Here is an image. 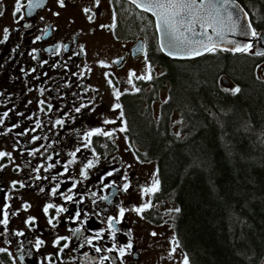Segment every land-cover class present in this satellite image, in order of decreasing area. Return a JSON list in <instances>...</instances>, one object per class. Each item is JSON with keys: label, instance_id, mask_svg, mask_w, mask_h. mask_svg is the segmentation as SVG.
<instances>
[{"label": "flooded vegetation", "instance_id": "obj_1", "mask_svg": "<svg viewBox=\"0 0 264 264\" xmlns=\"http://www.w3.org/2000/svg\"><path fill=\"white\" fill-rule=\"evenodd\" d=\"M19 2L21 13L15 16L17 0L6 5L0 3V13H3L0 15V40H3V29L10 30L9 40L0 44V64H4L0 68V91L5 92L10 102L5 99L0 103V113L15 109L0 125V151L11 153V158H0V165H6L0 167V220L4 219L5 212L8 213V224L0 223V248L6 250L0 253V264H169L176 261V253L169 259L168 252L162 251L164 247L173 246V236L177 238L173 221L175 211L168 208L172 200L164 198L160 190L150 197L142 195L141 189L150 186L159 176L156 162L147 158L142 153L143 148L132 140L134 132L128 112L132 102H140L154 113L151 114L154 121L160 118V123L163 118L161 102L153 108V102L163 92L155 86L154 80L162 68L153 63L158 46L152 18L127 0H99L98 4L96 0H65L64 8L58 6L57 0H39V7L34 8L31 15H27L29 0ZM85 6L90 9L87 14L83 12ZM54 12L59 15L54 16ZM113 14L115 27H108L113 24ZM88 15L94 17L92 22L87 20ZM21 16L24 19H20ZM25 23L32 27L23 28ZM45 28L50 29L47 36L43 34ZM37 35L42 39L33 44ZM17 44L21 47L12 52ZM57 44L61 45L59 53L45 51L54 49ZM141 45L144 50L138 52ZM33 49L37 50L36 60L28 55ZM117 60L121 62L113 63ZM101 61L105 66H101ZM148 64L153 79L141 81L133 77V85L141 89L134 93L133 85L127 83L128 74L143 75ZM21 67L28 74L21 73ZM34 67L37 71L32 73L30 70ZM105 72L109 73L107 79H111L113 85L106 82ZM114 88L121 92L127 90L120 103L129 130L117 132L111 140L93 137V144L86 149L83 147L85 132L96 126L109 130L120 126L119 121L115 125H101L98 115L104 113L110 119L118 116L119 110L109 111L115 102ZM41 100L45 102L43 105L39 104ZM27 101L32 103L25 108ZM81 103L88 104L89 108L95 105L96 112L89 115L87 109H82L81 114L76 113L74 109ZM41 108L44 111H40ZM16 112L24 115H16ZM29 115L30 120L25 118ZM57 119L65 123L55 125ZM37 121L39 128H36ZM13 124L20 127L9 133L8 128ZM32 129L35 130L29 131V135H18ZM31 137L39 139L33 141ZM77 148L80 151L75 157L71 156ZM93 150L96 156L92 155ZM29 152L32 155H28ZM88 160H93L95 166L86 169L88 179H84L80 170ZM114 169L120 172L105 177L101 183L100 177ZM125 173L127 181L122 179ZM36 176L41 179H35ZM53 176L56 179H52ZM13 181L17 182L15 186ZM113 181L112 187H104ZM125 182L130 184L127 192L122 189ZM20 183L27 186L20 188ZM53 187L57 188L55 196L51 195ZM40 188L45 192H40ZM68 195L73 197L71 201L65 199ZM149 198L153 206L143 214L132 210ZM46 203L67 211L57 214L54 207L45 216L42 209ZM25 204L29 205L27 209ZM121 207L126 212L121 223L115 226L121 231L113 240L107 218H117ZM77 211L81 213L79 217H76ZM53 217L55 227L48 224ZM29 218L34 219L30 221ZM77 228L81 231L74 234ZM129 230L133 248L125 256L120 257L116 250L106 251L114 244H126ZM16 232L23 235L17 236ZM97 232L101 233V239L94 240L92 246L87 245L85 239L93 238ZM153 232L155 236L151 235ZM57 237L66 239L54 247L52 241ZM37 239L44 241L39 249L35 247ZM65 243L68 248L60 251ZM95 247L105 250L98 253ZM180 250L183 258L185 252ZM103 256L108 260L101 261Z\"/></svg>", "mask_w": 264, "mask_h": 264}, {"label": "trees", "instance_id": "obj_2", "mask_svg": "<svg viewBox=\"0 0 264 264\" xmlns=\"http://www.w3.org/2000/svg\"><path fill=\"white\" fill-rule=\"evenodd\" d=\"M236 1L263 31L264 0ZM156 53L163 118L156 126L132 102L131 137L156 162L161 195L180 209L173 221L182 250L190 264H264V81L255 72L264 55Z\"/></svg>", "mask_w": 264, "mask_h": 264}, {"label": "snow or ice", "instance_id": "obj_3", "mask_svg": "<svg viewBox=\"0 0 264 264\" xmlns=\"http://www.w3.org/2000/svg\"><path fill=\"white\" fill-rule=\"evenodd\" d=\"M97 4L99 3V0H96ZM130 3L134 4L136 8L141 9L144 12H151L152 15L156 18L155 23V29L157 33H160L163 37L159 50L161 52H165L169 56H176L180 54L184 55H195L199 56L202 55L205 52H214L217 50L218 47H220L219 43L217 41L213 40V35L218 38L219 41L224 40V35L226 32L231 33L235 35L237 33V30H240V34L244 36H250L252 38H256L260 35V33L253 27V24L251 22H248L247 24L240 22L241 15L245 20L248 19L249 13L244 11L235 3V0H129ZM58 6L60 8H64L66 6L65 0H57ZM39 7V0H29V3L27 5L28 12L27 15H31L32 10L34 8ZM90 11L89 7L85 6L83 7V12L88 13ZM21 13V5L19 0H17L15 11L13 15ZM0 15H3V13H0ZM54 16H58V12L53 13ZM87 20L89 22H92L94 17L92 15H88ZM20 19H24V16H21ZM43 20L44 18L41 17ZM143 19V17H142ZM264 19V17H262ZM115 21L116 17L115 14H113V24L108 27H115ZM32 26L28 23H25L23 25V28L29 29ZM101 27H105L104 25H101ZM199 29V30H198ZM209 29H211V35L209 34ZM50 29L45 28L43 29L44 36H47ZM9 32L10 30L5 27L3 29V40H0V44L6 42L9 40ZM42 37L40 35H37L35 39L32 41L33 44H35L37 41H40ZM227 43H233L232 41H227ZM21 47L20 44H17L13 49L12 52H17V50ZM252 48L251 43L246 44H239L237 43L234 48H232V51L235 52H247ZM61 49V45L57 44L54 49H45V51H55L59 53ZM64 49H68V45H64ZM143 45L137 50L138 52L143 51ZM223 50H229V49H223ZM37 50L33 49L31 52L28 53V55L31 57L32 60H36L37 57L35 55V52ZM81 52L84 51L83 47L81 46L80 49ZM257 55H264V52H257ZM145 58H147L145 54ZM122 59V58H121ZM120 60L113 61V63H120ZM6 63V62H5ZM44 63H47L46 61ZM101 66H105L104 63L101 61ZM4 64H0V68H3ZM40 67H43V64L40 65ZM21 73L28 74V72L21 67L20 68ZM32 73H35L37 69L34 67L30 70ZM46 75V74H45ZM74 75V73H73ZM106 77V82L111 86L113 85V81L111 79H107L109 76V73H104ZM133 77H135L136 80H152L153 75L151 71V65H147V71L143 75H138L134 72H129L128 74V80L127 83L130 85H133ZM36 79H39V77H35ZM134 93H138L141 91L140 88L135 87L133 85ZM31 91V89H29ZM227 91V89H225ZM240 91L239 88H236L233 90V94H236ZM127 90L125 92H121L117 89H113L112 96L114 97V103L111 104L109 111L116 113L117 110H119L118 116L115 118H108L104 113H99V117L101 118V125H115L117 121L120 122V126L118 128L113 129H106L102 126H96L91 128L89 131L84 133V148H89L93 144V137H104L107 139H114L117 132L119 133H126L128 129V122L125 119V112L123 110V106L120 103L121 96L126 94ZM5 99H8V102H10V98L6 97L5 92L0 91V103L4 102ZM167 102V101H165ZM32 101H27L25 104V108H27L28 105H30ZM45 102L43 100L39 101V104L43 105ZM48 109L52 110V106L48 105ZM82 109H87L88 114L92 115L96 112L95 105H93L91 108H89L88 104L81 103L78 107H75L74 111L78 114L82 113ZM40 111H44L43 108L40 109ZM10 112H15V109H8L4 112L0 113V125H3L5 123V118L9 117ZM16 115L23 116L24 113L16 112ZM26 119H31L32 117L29 115L25 117ZM65 122L61 119H57L55 121V125H63ZM20 127L19 124H13L11 127L8 128V132L11 133L13 129ZM40 127V122H36V128ZM32 130H26L25 132L18 133V135H29V131ZM177 135H179L177 133ZM39 137H31V140H37ZM80 151V148H77L75 151L70 153L71 156L75 157L77 152ZM28 155H32L31 152L28 153ZM92 155L96 156V151H92ZM11 158V153H8L6 151H0V158ZM99 157H97V160ZM74 161H70L69 163H73ZM95 166V162L93 160H88L86 164H84L83 168L80 170V176H82L84 179H88V172L86 169H92ZM0 167H6V165H0ZM51 167V166H49ZM39 171V169H36ZM47 171V168L45 169ZM65 171H67V168H65ZM120 172V169H114L113 171H109L105 173L103 176L100 177V182L103 183L105 177H112L114 173ZM52 179H56L55 176L51 177ZM31 179V177H30ZM35 179L39 180L41 177L36 176ZM125 181H127V173L124 174L122 177ZM16 181H13V186L16 185ZM115 184V181H113L110 184H104V187H112ZM26 183H20L19 187L24 188L26 187ZM73 187H76L75 183L73 184ZM130 188V184L125 182L122 185L123 191L127 192ZM160 190V181L159 179L154 178L150 186L143 187L141 189V193L143 196H149L154 195ZM71 191V189H69ZM40 192L44 193L45 189L40 188ZM51 195L55 196L57 195V188L53 187L51 189ZM95 195V193H93ZM66 200L71 201L73 197L71 195H68L65 197ZM103 200H107V197H101ZM152 201L149 198L142 206L133 207V211H135L137 214H143L145 210L152 207ZM6 207V205H5ZM25 209L29 207V205H24ZM56 209V213H62L66 212L67 209L63 207H56L52 203H46L43 206V213L45 216L48 215L49 210L54 208ZM175 212H180L179 208L174 209ZM126 209L124 207L119 208V214L117 218H114L112 216H109L107 218V227L110 230L112 234L113 240L116 239L117 233L121 231L116 225H119L121 223V220L125 216ZM81 213L79 211L76 212V217H79ZM30 221L34 218H29ZM53 218L48 220V224L52 227H55V224H53ZM0 223L7 225L8 224V213H4V219L0 220ZM81 230L79 228L74 229V234L79 233ZM11 235V233H10ZM15 235L20 236L23 235L21 232H16ZM151 235L155 236L156 233H151ZM127 236L129 237L128 242L124 245L114 244L112 248L106 249V251L112 252L114 250L118 251L119 256L123 257L125 256L132 248L133 243L131 240V231L127 233ZM66 239L65 237H57L52 241L53 246L56 247L57 245L61 244V241ZM101 239V233L97 232L93 238H87L85 239V243L89 246H92L94 243V240H100ZM44 243L43 240L37 239L35 241V247L37 249L40 248V246ZM171 244L173 245L168 253L169 259H171L174 255V253L177 252V250L181 247L179 240L175 236L172 237ZM68 244H63L62 248H60V251H63V249H67ZM94 250L96 252H102L105 249H102V247H95ZM6 250L4 248H0V253L5 252ZM108 260L107 256L101 257V261ZM181 264H190V258L187 254L183 255Z\"/></svg>", "mask_w": 264, "mask_h": 264}, {"label": "water", "instance_id": "obj_4", "mask_svg": "<svg viewBox=\"0 0 264 264\" xmlns=\"http://www.w3.org/2000/svg\"><path fill=\"white\" fill-rule=\"evenodd\" d=\"M129 1V0H128ZM235 3L237 5H239V7L241 9H243L244 11H246V9L238 2L235 0ZM132 4V3H131ZM134 7H136L134 4H132ZM138 9V8H137ZM140 11H142L141 9H138ZM144 12V11H143ZM247 12V11H246ZM147 14H149L150 16H152L153 20H154V25L156 23V18L152 15L151 12H145ZM240 22L241 23H244V24H247L248 22H251V19H250V15L248 16V19L245 20L243 18V16L241 15L240 17ZM252 23V22H251ZM156 30V29H155ZM199 30V29H198ZM260 35L256 38H252L250 36H244V35H241L240 34V30L238 29L237 30V33L235 35L231 34V33H228L226 32L225 35H224V40L223 41H219L217 37H215L213 35V40L214 41H217L220 45V47L217 48V50H221V51H231V52H235V51H232L231 49L235 47V45L237 43L239 44H246V43H253L254 41H256V45L254 47V52L255 54L257 52H264V31H261L259 32ZM156 34H157V43H158V46H160V43L163 39V37L161 36L160 33H157L156 31ZM209 34L211 35V29H209ZM232 41L233 43H227V41ZM223 49H229V50H223ZM164 55H166L167 57L171 58V59H176V60H185V59H193V58H196V57H199V56H202L208 52H205L203 53L202 55H199V56H195V55H192V56H189V55H184V54H180V55H176V56H169L167 55L165 52H162ZM238 53V52H237ZM223 82L226 84V85H229V81L226 79V78H223Z\"/></svg>", "mask_w": 264, "mask_h": 264}, {"label": "rangeland", "instance_id": "obj_5", "mask_svg": "<svg viewBox=\"0 0 264 264\" xmlns=\"http://www.w3.org/2000/svg\"><path fill=\"white\" fill-rule=\"evenodd\" d=\"M11 0H0V3L6 5L8 3H10ZM256 76L260 79H262L264 81V63H260L257 67H256ZM157 73H161V70H159ZM227 87H229V85H227ZM164 98H166V94L163 92V93H160L159 94V98H157V100L155 102H153V108L157 107V104L159 102H161V100H163ZM148 105V103H147ZM148 110H150L149 108H147V106H142L141 109H140V114L141 115H146V113L148 112ZM151 114H154L153 112H150ZM156 115V114H155ZM153 119V118H152ZM160 119V118H159ZM159 119L156 118V120L154 122H156V124H158L159 122ZM171 124L173 125V127H176L177 126V122H176V119H171ZM176 130H178V128H175ZM175 131V133H177V131ZM146 168L150 171V168L148 166H146ZM172 202V205H170V207L168 206V208H172L173 209H176V205ZM1 247V245H0ZM171 248H167V247H164L162 249V251L166 250L168 253L170 251ZM181 247L177 250L176 252V255H175V258H176V261H173V262H170L169 264H181V261H182V256H181ZM168 257V255H167ZM166 260V258H165Z\"/></svg>", "mask_w": 264, "mask_h": 264}]
</instances>
